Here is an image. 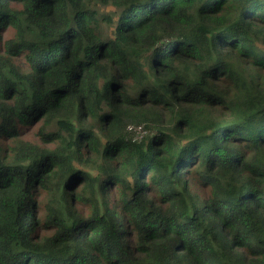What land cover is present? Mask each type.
I'll return each mask as SVG.
<instances>
[{"label": "trees", "instance_id": "16d2710c", "mask_svg": "<svg viewBox=\"0 0 264 264\" xmlns=\"http://www.w3.org/2000/svg\"><path fill=\"white\" fill-rule=\"evenodd\" d=\"M0 264H264V0H0Z\"/></svg>", "mask_w": 264, "mask_h": 264}, {"label": "rangeland", "instance_id": "374dc122", "mask_svg": "<svg viewBox=\"0 0 264 264\" xmlns=\"http://www.w3.org/2000/svg\"><path fill=\"white\" fill-rule=\"evenodd\" d=\"M102 12L108 13L109 15L112 16H116L117 14V10L112 7L104 8ZM14 36H15V32L11 29H8L7 33L5 34V39L12 38ZM39 126L40 124L34 129V131H36V129ZM128 132L130 133V135H132L133 139H135L136 141H142L143 139L148 138L151 134L150 131L148 132V130L143 125H134V124L128 127Z\"/></svg>", "mask_w": 264, "mask_h": 264}]
</instances>
